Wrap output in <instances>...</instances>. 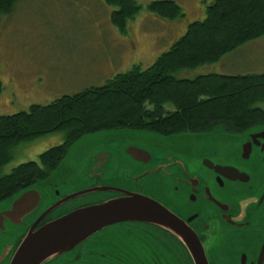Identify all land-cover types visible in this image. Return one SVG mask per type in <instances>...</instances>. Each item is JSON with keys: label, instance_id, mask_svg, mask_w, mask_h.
Masks as SVG:
<instances>
[{"label": "trees", "instance_id": "1", "mask_svg": "<svg viewBox=\"0 0 264 264\" xmlns=\"http://www.w3.org/2000/svg\"><path fill=\"white\" fill-rule=\"evenodd\" d=\"M20 0H0V19ZM115 8L111 23L122 34L141 7L135 0H103ZM147 10L169 21L184 17L173 0H153ZM264 36V0H212L205 17L188 24L146 68L134 65L103 85L63 95L47 105L0 115V202L42 181L60 165L68 148L85 135L140 130L161 136L239 133L264 122V72L208 73L192 79L178 72L214 64L251 40ZM60 134L62 142L5 172L21 147Z\"/></svg>", "mask_w": 264, "mask_h": 264}, {"label": "flooded vegetation", "instance_id": "2", "mask_svg": "<svg viewBox=\"0 0 264 264\" xmlns=\"http://www.w3.org/2000/svg\"><path fill=\"white\" fill-rule=\"evenodd\" d=\"M260 132H264V122L232 135L221 133L202 142L177 144L174 151L137 134L117 143H93L94 147L79 159L81 168L75 173L79 186L74 190L104 186L147 194L170 208L197 234L209 264H264V136ZM130 145L147 150L150 158L133 159L125 153ZM97 150H108L111 154L106 163L94 162L102 165L101 172L99 168L88 171ZM158 166L164 168L142 176ZM222 167L231 169L222 171ZM234 169L239 175H235ZM68 170L63 174L67 175ZM66 195L63 192L62 196ZM120 195L123 194L99 190L73 198L42 217L35 229L63 213ZM62 196L54 192L49 198L53 204ZM37 216L24 228L9 222L3 224L0 256L7 248L11 250L1 258V264L9 263L12 252ZM47 264H194V261L181 240L171 233L150 223L128 221L101 229Z\"/></svg>", "mask_w": 264, "mask_h": 264}, {"label": "rangeland", "instance_id": "3", "mask_svg": "<svg viewBox=\"0 0 264 264\" xmlns=\"http://www.w3.org/2000/svg\"><path fill=\"white\" fill-rule=\"evenodd\" d=\"M135 1L141 9L134 19L128 21V26L139 25L138 33L142 38H146L149 34L158 41L156 45L153 43L155 39L151 42L152 44H148L143 38L145 44L134 47L127 58L124 57V53L128 49L113 43L120 40L116 34L119 32L118 29L115 26H109L111 23H109V15L115 8L107 5L103 0H20L17 2L12 12L3 15L0 19V115L27 111L32 104L47 105L65 94H74L90 86L103 85L107 81L105 78L93 81L85 77L81 71L78 80L75 81L73 71H71L73 75L70 71L66 72L69 64H78L82 62V59H100L104 62L110 56L111 59L116 60L118 74L129 70L140 60L142 64L138 63V65L142 68L149 67L155 61L159 49L167 43L163 32L172 34L177 29L159 28L158 22L151 18L154 14L147 10V5L153 0ZM173 1L184 13V17L179 19L181 23H178L182 25L180 29H183L189 23L203 19L205 6L212 0ZM175 21L177 20L172 22L175 23ZM136 37L134 35L135 39ZM175 39L170 43H173ZM133 53L136 59L131 62ZM146 56L147 58L141 59ZM263 72L264 36H261L214 64L182 70L178 72L177 77L192 79L208 73L236 75ZM108 77L112 78L114 75ZM259 107L264 109V102L260 103ZM102 133L107 132H97L92 135ZM138 133L143 132L138 131ZM150 135L167 140L172 139L173 144L195 136L181 134L162 137L153 133ZM61 142L62 136L53 134L27 147H21L15 159L10 161L4 171L9 172L12 167L21 162L37 160L40 153ZM69 156L77 158L74 150L69 152ZM71 182V177L67 179L59 173L51 178V183L57 184L61 192L70 190L66 186H72ZM75 186L78 184L74 183L71 189Z\"/></svg>", "mask_w": 264, "mask_h": 264}, {"label": "water", "instance_id": "4", "mask_svg": "<svg viewBox=\"0 0 264 264\" xmlns=\"http://www.w3.org/2000/svg\"><path fill=\"white\" fill-rule=\"evenodd\" d=\"M112 131H101L107 133L83 136L68 148L64 159L49 175V178L34 183L33 185L18 191L10 198L0 202V230L2 231L5 222L11 223L12 226L20 225V227L24 228L28 225L30 219L38 215L31 227H29L24 233L18 246L12 252L13 254L8 264H47L58 256L72 251L101 229L113 224L128 221L146 222L166 230L181 240L193 258L194 264H209L204 248L197 234L185 221L178 217L175 212L157 199L141 192H130L121 190L117 187L88 186L87 188L77 190H74L77 186H75L74 189L71 188L74 186V183H76L75 173L77 169L81 168L79 159H83L85 153L94 147L93 143L102 141L105 143H117L121 138L137 134L143 136L146 135L161 147H166L167 150L168 148L173 149L174 151L177 149V144L182 145L193 141L198 143L204 141L208 137L220 135L221 133L228 135L232 134L226 133L222 130H215L207 134H191L195 136L182 142L177 141V144H173L171 142L172 139H163L155 135H150L151 133L146 131L128 129ZM138 131L143 133H138ZM259 135L264 136V132H260ZM172 136L175 135L162 137ZM71 150H74L77 155L76 159L69 156ZM108 150H105L104 152L97 150L95 154H93L94 157L91 161L92 164L88 165L87 170L91 171L99 168L101 169L99 172H101L103 169L102 165H95L94 162L99 161L106 163L108 160V154H111ZM112 150L113 148H111V151ZM125 153L139 161H147L150 158L147 150L137 146H127V148H125ZM204 164H207V162H204ZM162 168H164V166H158L153 170L144 172L142 176H150L157 173ZM71 169L73 170L71 171ZM229 169L231 168L222 167L221 170L225 171ZM64 170H68L67 175L63 174ZM237 172L238 171L234 169L235 175H239ZM58 173L61 176L67 177V179L71 177L72 186H66L67 188H70V190L63 191L67 193L64 197L62 196L63 192H61L57 186L54 187V184L51 183L52 176L57 175ZM55 188L59 189V192L53 191ZM99 190L120 192L123 195L104 198L89 205L73 209L35 229L36 223L42 217L56 209L61 204L70 201L73 198ZM54 192L55 194H58V196L60 194L62 197L52 204V199L49 197ZM6 226H8V224ZM12 228L13 227H9V229ZM10 250V247L7 248L6 252L0 256V264L3 262L1 261V258L5 257Z\"/></svg>", "mask_w": 264, "mask_h": 264}, {"label": "crops", "instance_id": "5", "mask_svg": "<svg viewBox=\"0 0 264 264\" xmlns=\"http://www.w3.org/2000/svg\"><path fill=\"white\" fill-rule=\"evenodd\" d=\"M100 3V2H99ZM110 18V15H109ZM152 19H154L155 22H158V24L160 25L159 28H165V29H177V31H175L174 33L170 34V33H166L163 32V37L166 39V44L163 45L161 47V49H159V53L155 56V58H157L161 53L160 52H165L166 49L172 45V40L175 39L177 40L179 37H181L186 29L187 26L183 29H180V27L182 25H179L178 23H181V21L179 19H177V21H175V23H173L172 21L166 20V19H161L160 17H157L155 15H152L151 17ZM136 21V20H135ZM111 21L109 20V23ZM112 23L109 24L110 27H114L111 26ZM154 26V25H153ZM117 29V28H116ZM127 33L126 34H122L120 32H116V34L118 35V41L113 42L114 44H120L121 46H123L124 48H127L128 50L124 53V57L127 58L128 55H131V52L133 51L134 47H139L145 44V41L143 40V38L147 41L148 44H150L155 37L152 35V37H150L149 34H147L146 38L143 37L138 33L139 32V25H132L131 27L127 25ZM121 36H120V35ZM134 35H136V39L134 38ZM122 37V38H121ZM126 39V40H125ZM151 39V40H150ZM158 39L154 40L153 43H157ZM174 42V41H173ZM170 43V44H169ZM152 44V43H151ZM169 44V45H168ZM155 45L153 46V49L155 47ZM169 49V48H168ZM167 49V50H168ZM165 50V51H164ZM229 54H226L225 56H223L221 59H224V57H227ZM147 58L143 57L141 59ZM136 59L135 54H132V60L131 62H134V60ZM156 60V59H155ZM116 60L111 59L110 56H108L107 59H105V61L103 62L102 60L98 59V60H94V59H82V62L76 64L74 63V65L69 64L67 67L68 69L66 70V72L72 73L71 71H73L72 75L73 80H78V76L81 73V71H83L85 77H88L89 79L96 81V80H102L103 78L105 79H110L111 75H116V73L118 74L119 69L116 68L117 63L115 62ZM142 64V61H137L136 63H134L135 65ZM105 76V77H104ZM66 95V94H65Z\"/></svg>", "mask_w": 264, "mask_h": 264}]
</instances>
